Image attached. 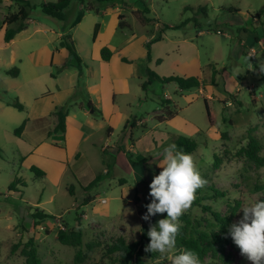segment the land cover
<instances>
[{
  "label": "rangeland",
  "instance_id": "obj_1",
  "mask_svg": "<svg viewBox=\"0 0 264 264\" xmlns=\"http://www.w3.org/2000/svg\"><path fill=\"white\" fill-rule=\"evenodd\" d=\"M30 1L36 5L30 10L31 27L39 25L38 22L46 24V36L53 34L52 29L59 31L63 23L45 14L38 4L39 0ZM150 1L148 4L152 11L150 14L146 13L147 16L158 17L167 25L173 23L178 27L175 32L193 36L191 38L198 48L197 54L205 71L206 84L213 79V68L217 69L215 79L218 87H209L217 96L212 100L207 99L214 119L210 120L205 98L198 88L181 92L175 82L165 85L156 82L153 86H148L151 90L142 95V98L147 96V101L143 100V107L133 111L148 123L149 128L159 124L149 113L155 108H164V91L174 97L178 111L191 126L187 123L188 128L183 129L181 124H159L156 129L157 138L163 131L173 135L164 140L162 147L155 152H127L128 158L132 163L135 162L134 165L122 162L115 164L114 155H110V152H97L93 169L96 175L101 176V180L89 190L95 200L83 206L74 204L83 190L71 172L68 171L56 182L22 168L19 155L21 150L14 134L21 124L12 128L10 134L0 129V264H25L20 251L13 253L12 247L31 237L35 239L43 264H113L112 256L105 255L109 244L120 236L128 241L137 240L145 226L149 230L150 224L142 216L147 211L145 205L151 200L148 195L150 182L162 170L158 162L163 147L173 142L178 145L176 139L181 137L197 142V148L191 154L206 180L204 187H215L227 193L225 197L211 198L203 201V204L225 213L235 200L234 194L239 197L242 205L253 202L257 197L264 199V165L245 163L235 156L247 143L249 132L259 136L264 156V70H261V65H264V0ZM15 5L12 6L13 11L19 7L16 2ZM1 8L4 12L8 10L5 5ZM130 19L139 25L135 19ZM153 27V24H147L144 31ZM138 28L140 26L137 30ZM201 29L210 32L198 36ZM215 29H222L223 34H217ZM87 38L90 43L93 35ZM60 40L57 46H61ZM152 88H156V95ZM1 93L10 100L16 98L12 93ZM221 98L224 99L220 100ZM228 101L232 104L227 105ZM149 117L152 119L148 120ZM134 119L133 116L125 138L128 144L132 143L130 131L134 132V137H141L146 131V126L133 128L131 125ZM120 135L119 130L115 138ZM215 154L223 158L219 168L213 166ZM139 155L146 157V161H139ZM105 169L110 170L109 173H105ZM12 170L15 171L14 174ZM12 183H15L16 189L9 190ZM73 184L77 187L76 195L71 194L68 189ZM204 193L213 194L208 190ZM102 198H106L108 203L100 204L99 200ZM37 202L42 203L37 205ZM37 209L44 210L54 218L36 219L34 213ZM186 211L204 221L210 215L200 206H191ZM242 215L240 207L235 222ZM163 216L166 213L154 216V223ZM62 226L82 230V262L75 261L78 248L63 244L58 239V231ZM90 242L95 246L88 249L86 246ZM228 254L231 260L220 264H251L241 254L239 247L229 245ZM167 256L170 257L171 253ZM146 259L148 264H171L160 253L155 259ZM203 264H211V259L207 257Z\"/></svg>",
  "mask_w": 264,
  "mask_h": 264
},
{
  "label": "crops",
  "instance_id": "obj_2",
  "mask_svg": "<svg viewBox=\"0 0 264 264\" xmlns=\"http://www.w3.org/2000/svg\"><path fill=\"white\" fill-rule=\"evenodd\" d=\"M47 1L39 0L38 4L41 6L42 2ZM149 1L115 0L99 5L98 12H84V4L73 0L65 10V19L60 21L63 25L59 31L52 29L53 34L46 36V24L38 22L39 25L31 27V17L29 25L8 44L4 43V19L9 12H13L15 3L12 0L1 2V6L5 5L8 10L4 12L0 6V129L10 134L12 128L26 121L22 134L15 135L21 150L22 168L31 170L32 166H37L45 172L41 177L56 182L68 171L71 172L83 190L76 198V206L88 205L95 200L90 189L84 187L98 176L93 169L97 152H110V155H114L115 164L122 162L134 165L127 152H155L162 147L164 140L173 135L163 131L157 138L159 124L171 122L183 125V129L188 128L187 119L179 111L174 117L162 121L157 117L163 116V108L153 109L149 114L159 123L153 128H149L148 123L134 113L133 109L139 110L143 107L142 101H147V96L142 98V95L151 90L150 87L145 90L142 88L148 70L160 76H199L203 85L198 89L205 100L217 96L212 92V88L218 87L214 73L217 69L213 68V79L206 84L205 71L192 35L175 32L178 28L175 24L167 25L155 16L145 15L152 20L150 23H143L138 18L136 13L146 7L150 9L147 14L151 13ZM121 23L125 26L121 27ZM147 24H153V29L144 31ZM138 26L141 29L137 30ZM209 32L201 29L198 36ZM215 32L223 34L222 29ZM65 34H71L75 42L85 64L82 69L73 60L67 47L57 46ZM83 34L93 35L90 43ZM105 47L112 52L108 60L102 56ZM14 67L19 68L16 77L6 73ZM178 89L183 92L179 86ZM152 90L156 95V88ZM1 92L14 94L25 108L19 110L9 105L10 99ZM167 95L170 93L164 91L165 98ZM170 99L175 103L174 97ZM66 104H71L66 131L52 134L56 123L53 112ZM231 104L228 101L227 105ZM133 116L135 119L131 126H146V131L141 137H134V132L130 131L132 143L128 144L125 138ZM119 130L121 135L116 139ZM109 171L105 169V173ZM76 188L74 186L73 195H76ZM51 196L54 198V194ZM89 196L93 199L84 201ZM99 203L104 204L101 200ZM52 225L55 226L54 223Z\"/></svg>",
  "mask_w": 264,
  "mask_h": 264
},
{
  "label": "trees",
  "instance_id": "obj_3",
  "mask_svg": "<svg viewBox=\"0 0 264 264\" xmlns=\"http://www.w3.org/2000/svg\"><path fill=\"white\" fill-rule=\"evenodd\" d=\"M4 0H0V3ZM14 3H18L19 7L16 11L9 12L4 19L5 23V36L4 43L8 44L15 35L25 29L30 22L31 13L30 10L35 8L36 5L31 4L27 0H12ZM73 0H55L42 2V11L57 19H65V10L71 4ZM84 4V12L95 11L98 12L101 4H106L115 0H79ZM167 1V0H164ZM150 9L146 7L144 10L139 11L137 14L138 18L143 23H150L152 20L146 17L145 13L149 12ZM121 27L125 24L121 23ZM214 31H217L215 29ZM61 46L67 47L73 60L80 66L84 67V62L79 55L75 42L72 39L71 34H65L61 38ZM112 52L109 48L105 47L102 50V56L105 60L110 59ZM10 76L16 77L19 74V68L14 67L6 71ZM216 74V72L214 71ZM214 74V75H215ZM215 80H213L214 82ZM155 82L170 83L175 82L182 91L190 90L193 88H200L203 85V80L199 76H181V75H171V76H160L152 70H148V75L146 80L142 83V88L145 90L148 86ZM9 105L16 107L19 110L25 108L24 104L16 97L13 100L8 101ZM207 113L210 120L214 119V114L210 110L208 101L205 100ZM163 116L158 117L160 120H166L174 117L178 113V106L171 101V99L166 98L164 105ZM71 104H66L58 107L54 112L53 116L56 118V123L51 131V133H64L67 128V117L70 112ZM26 121L23 122L18 128H16L15 135L20 136L25 128ZM248 141L244 144L237 152L235 156L237 158L243 159L245 163H252L256 166L264 165V156L262 155L263 146L261 144L260 138L257 134L249 132ZM178 146L183 149V151L192 153L197 148V142L194 139L181 137L177 140ZM129 157V156H128ZM138 160L141 162L146 161V157L137 156ZM223 158L219 154H215L214 168H219ZM31 170L36 173L37 176L41 177L45 175V172L38 168L37 166H32ZM101 180V176L98 175L90 184L85 186L86 190L91 189L97 182ZM18 182V179L16 180ZM20 181V180H19ZM15 188V183H12L9 190ZM212 191L213 194L209 195L206 192ZM71 194H74V186L69 187ZM226 191L219 190L215 187H202L197 189L196 198L192 202L191 206H200L204 212H209L208 218L199 219L192 216L189 211H185L180 217L181 229L177 236V248H187L196 251L202 262L205 261L207 257L211 259V264H220L222 262L228 263L231 258L228 254L229 245H233L236 248L238 246L232 240L229 234L230 225L235 222V218L238 215V211L242 206L240 199L233 200V203L229 205L228 211L222 213L219 210L214 209L211 205L203 204V201L209 199H217L226 196ZM93 197H86L84 201H90ZM151 201V200H150ZM147 202L148 203H150ZM147 210V209H146ZM34 217L38 220H44L48 218H54V216L46 213L44 210L37 209L34 213ZM155 218H151V223L153 224ZM150 224V222L148 221ZM148 227L145 226L142 231V235L139 239L134 241H128L125 237L120 236L114 242L107 246V251L105 255L112 256L113 264H148L146 258L155 259L158 256V252L146 251V246L150 241V237L147 235ZM58 239L60 242L66 245H71L78 248L75 254V261L82 262L84 256L83 250V232L81 229H60L58 231ZM95 246L93 242L87 244V248L91 249ZM20 251L21 255L25 258V264H43V261L39 255L38 246L33 237L29 238L25 242H18L12 247V252L15 253Z\"/></svg>",
  "mask_w": 264,
  "mask_h": 264
},
{
  "label": "clouds",
  "instance_id": "obj_4",
  "mask_svg": "<svg viewBox=\"0 0 264 264\" xmlns=\"http://www.w3.org/2000/svg\"><path fill=\"white\" fill-rule=\"evenodd\" d=\"M264 70V65H261ZM158 166L162 169L150 182V203L142 219L149 221L150 241L146 251L160 253L171 264H203L199 254L191 249L177 248V236L182 227L180 217L196 198L197 189L206 184L191 153L176 143H169L160 153ZM127 192L125 193V195ZM234 199H239L234 194ZM242 217L229 227V234L240 252L251 264H264V199L258 197L242 205ZM166 213L156 223L151 218ZM171 253L168 257L167 254Z\"/></svg>",
  "mask_w": 264,
  "mask_h": 264
},
{
  "label": "built area",
  "instance_id": "obj_5",
  "mask_svg": "<svg viewBox=\"0 0 264 264\" xmlns=\"http://www.w3.org/2000/svg\"><path fill=\"white\" fill-rule=\"evenodd\" d=\"M166 98L170 99V98H171V96H170V95H167V97H166ZM101 202H102V203H106V202H107V199H106V198H102V199H101ZM61 229H65V227H64V226H62V227H61Z\"/></svg>",
  "mask_w": 264,
  "mask_h": 264
}]
</instances>
